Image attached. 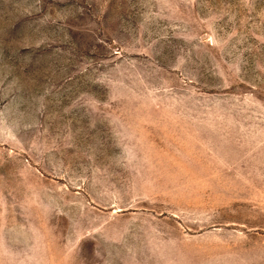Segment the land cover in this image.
I'll return each mask as SVG.
<instances>
[{
    "label": "rangeland",
    "instance_id": "rangeland-1",
    "mask_svg": "<svg viewBox=\"0 0 264 264\" xmlns=\"http://www.w3.org/2000/svg\"><path fill=\"white\" fill-rule=\"evenodd\" d=\"M0 264H264V0H0Z\"/></svg>",
    "mask_w": 264,
    "mask_h": 264
}]
</instances>
